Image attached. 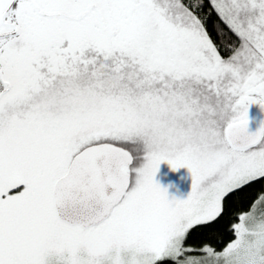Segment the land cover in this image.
<instances>
[{
  "label": "snow or ice",
  "instance_id": "1",
  "mask_svg": "<svg viewBox=\"0 0 264 264\" xmlns=\"http://www.w3.org/2000/svg\"><path fill=\"white\" fill-rule=\"evenodd\" d=\"M253 104L264 0H0V264H264V191L192 243L264 182Z\"/></svg>",
  "mask_w": 264,
  "mask_h": 264
},
{
  "label": "trees",
  "instance_id": "2",
  "mask_svg": "<svg viewBox=\"0 0 264 264\" xmlns=\"http://www.w3.org/2000/svg\"><path fill=\"white\" fill-rule=\"evenodd\" d=\"M207 12L208 9H205ZM216 23V17L213 14L209 18V27L210 30ZM214 38L215 33H212ZM264 191V182L253 183L250 187H246L244 192L238 196L234 197L230 202V205L227 207L224 216L220 219L219 223L216 225L215 230L211 235L208 234H195L192 240V243H199L201 240L212 243L215 246H222L229 239V228L230 224L233 221L234 214L246 211L249 208V205L257 198V196Z\"/></svg>",
  "mask_w": 264,
  "mask_h": 264
},
{
  "label": "rangeland",
  "instance_id": "3",
  "mask_svg": "<svg viewBox=\"0 0 264 264\" xmlns=\"http://www.w3.org/2000/svg\"><path fill=\"white\" fill-rule=\"evenodd\" d=\"M258 106L256 104L249 106L248 119L257 118L264 121V112L259 111ZM154 180L166 189L170 198L185 199L191 190L192 181L188 169L182 167L173 171L167 162H162L159 165Z\"/></svg>",
  "mask_w": 264,
  "mask_h": 264
},
{
  "label": "water",
  "instance_id": "4",
  "mask_svg": "<svg viewBox=\"0 0 264 264\" xmlns=\"http://www.w3.org/2000/svg\"><path fill=\"white\" fill-rule=\"evenodd\" d=\"M258 110L261 112H264L260 109L259 106H258ZM248 121H249V123H248V131L249 132H255L261 124L260 119H257V118H251V119H248Z\"/></svg>",
  "mask_w": 264,
  "mask_h": 264
}]
</instances>
